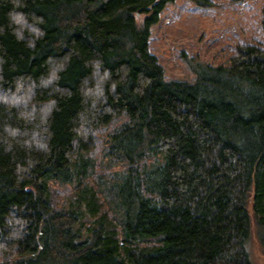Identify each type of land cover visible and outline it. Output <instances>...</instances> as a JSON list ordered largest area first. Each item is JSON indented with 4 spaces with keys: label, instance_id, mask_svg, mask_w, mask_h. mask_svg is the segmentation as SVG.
I'll list each match as a JSON object with an SVG mask.
<instances>
[{
    "label": "trees",
    "instance_id": "16d2710c",
    "mask_svg": "<svg viewBox=\"0 0 264 264\" xmlns=\"http://www.w3.org/2000/svg\"><path fill=\"white\" fill-rule=\"evenodd\" d=\"M173 2L0 0V264L264 254V9L190 82L149 51Z\"/></svg>",
    "mask_w": 264,
    "mask_h": 264
},
{
    "label": "rangeland",
    "instance_id": "374dc122",
    "mask_svg": "<svg viewBox=\"0 0 264 264\" xmlns=\"http://www.w3.org/2000/svg\"><path fill=\"white\" fill-rule=\"evenodd\" d=\"M195 1L174 0L166 5L151 29L149 51L164 66L166 79L194 80L184 65L183 52L215 65L226 61L223 52L229 47L259 30L264 0H210L206 9ZM247 250L253 264H264V254L254 237Z\"/></svg>",
    "mask_w": 264,
    "mask_h": 264
}]
</instances>
